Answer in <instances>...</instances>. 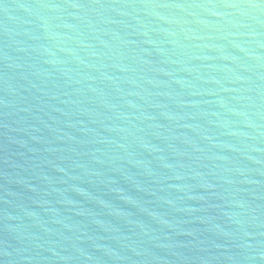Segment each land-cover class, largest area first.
<instances>
[{"label": "water", "instance_id": "water-1", "mask_svg": "<svg viewBox=\"0 0 264 264\" xmlns=\"http://www.w3.org/2000/svg\"><path fill=\"white\" fill-rule=\"evenodd\" d=\"M0 264H264V0H0Z\"/></svg>", "mask_w": 264, "mask_h": 264}]
</instances>
